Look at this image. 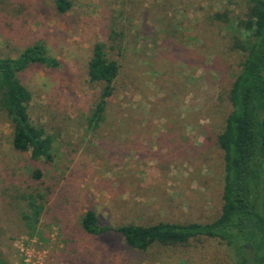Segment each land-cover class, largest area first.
<instances>
[{
	"label": "rangeland",
	"instance_id": "374dc122",
	"mask_svg": "<svg viewBox=\"0 0 264 264\" xmlns=\"http://www.w3.org/2000/svg\"><path fill=\"white\" fill-rule=\"evenodd\" d=\"M0 0V56L41 42L61 66L34 65L18 78L32 98L52 163L12 147L0 110V258L7 264H229L223 247H154L136 252L118 237L80 228L100 224L205 223L217 218L223 186L217 144L228 93L243 55L228 40L250 0ZM219 16L217 20L215 17ZM96 43L119 66L104 120L90 122L102 83L87 66ZM44 170V184L31 179ZM44 205L33 224L29 198Z\"/></svg>",
	"mask_w": 264,
	"mask_h": 264
},
{
	"label": "trees",
	"instance_id": "16d2710c",
	"mask_svg": "<svg viewBox=\"0 0 264 264\" xmlns=\"http://www.w3.org/2000/svg\"><path fill=\"white\" fill-rule=\"evenodd\" d=\"M55 11L64 14L72 8L70 0H52ZM247 12L238 22L239 36L228 46L244 57L229 93L230 112L224 121L217 144L222 151L223 186L220 213L205 223L100 224L93 210L80 220L82 232L91 238L118 237L125 247L136 252L151 248H189L205 243L223 247L229 264H264V0H250ZM217 20L219 16L215 17ZM105 45L96 43L87 66L91 83H102L98 102L90 122L104 120L107 103L114 92L118 64L105 53ZM34 65L57 69L60 62L50 56L41 42L26 47L16 57L0 56V110L12 124V147L29 153L38 163L53 162V155L42 127L32 124L28 106L30 92L18 76ZM45 172L36 166L31 181L43 186ZM33 224L38 223L44 205L29 198ZM0 264H7L0 258Z\"/></svg>",
	"mask_w": 264,
	"mask_h": 264
}]
</instances>
